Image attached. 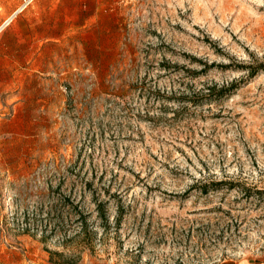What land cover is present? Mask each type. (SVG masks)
I'll return each mask as SVG.
<instances>
[{"label":"rangeland","instance_id":"374dc122","mask_svg":"<svg viewBox=\"0 0 264 264\" xmlns=\"http://www.w3.org/2000/svg\"><path fill=\"white\" fill-rule=\"evenodd\" d=\"M65 197L80 264L264 257V0H0V264Z\"/></svg>","mask_w":264,"mask_h":264},{"label":"trees","instance_id":"16d2710c","mask_svg":"<svg viewBox=\"0 0 264 264\" xmlns=\"http://www.w3.org/2000/svg\"><path fill=\"white\" fill-rule=\"evenodd\" d=\"M217 185L221 186L222 183ZM203 191L207 193L208 189ZM64 202L61 206L51 205L45 209V212L41 211L46 216L41 240L47 243L51 237L57 236L66 250H49L51 264H80L83 251H93L98 236L97 229L92 225V218L96 212V218L107 228L109 224L107 208L99 204L94 212L84 205L75 204L71 197H65ZM26 220L31 225L38 226L36 217L26 216Z\"/></svg>","mask_w":264,"mask_h":264},{"label":"crops","instance_id":"0c3cea01","mask_svg":"<svg viewBox=\"0 0 264 264\" xmlns=\"http://www.w3.org/2000/svg\"><path fill=\"white\" fill-rule=\"evenodd\" d=\"M218 264H264V257H250L243 259H227Z\"/></svg>","mask_w":264,"mask_h":264}]
</instances>
